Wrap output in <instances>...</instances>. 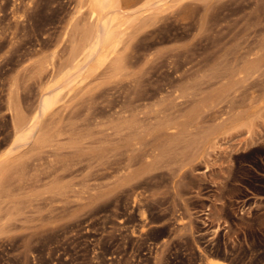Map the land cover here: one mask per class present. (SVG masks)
<instances>
[{"label":"rangeland","instance_id":"rangeland-1","mask_svg":"<svg viewBox=\"0 0 264 264\" xmlns=\"http://www.w3.org/2000/svg\"><path fill=\"white\" fill-rule=\"evenodd\" d=\"M93 1L0 0V264H264V0H119L67 77Z\"/></svg>","mask_w":264,"mask_h":264},{"label":"bare ground","instance_id":"bare-ground-1","mask_svg":"<svg viewBox=\"0 0 264 264\" xmlns=\"http://www.w3.org/2000/svg\"><path fill=\"white\" fill-rule=\"evenodd\" d=\"M94 1H95V5H94L92 11H90V13L92 12L94 15L99 17L101 21L99 20L100 23L98 22L99 24L96 27H93L90 30H88V32H86L84 37L81 36V40L76 41L74 43L72 42V47H71V49H69L70 56H71V63H69V66L66 65L65 68L61 69L62 75L66 74V76H67V74H75L77 71H79L80 69H83L86 65H88V63L91 60L93 61V59H94V61H95L96 56L97 57L99 56L103 47H105V44L107 43V41H109L111 38H113L114 34L115 35L117 34L116 32L118 29L116 30V27H118L120 24H123L126 21L127 17H125V14H123V12H122L123 10L121 9L122 6L120 5L119 0H94ZM94 1H93V3H94ZM160 1H166V0H155V2H160ZM156 8H158L157 4H156ZM97 17H96V20H97ZM95 22H94V24H95ZM127 23H129L128 19H127ZM117 37H116V40H117ZM119 39H120V37H119ZM114 46H116V45H114ZM109 50H110V48H109ZM104 55L106 57V53ZM101 56L102 55H100V57ZM90 63H92V62H90ZM83 74H84V72H83ZM69 77H70V75H69ZM42 95H43V93H42ZM43 96H44L43 103H41V104L43 106V109L45 110V109L49 108L50 106H52L53 102L55 101V94H52V90H51V91H48L47 93H45V95H43ZM14 120H15V118H14ZM15 121L16 122H15L14 126L16 125L15 126L16 127L15 128L16 129V135H15L14 141L16 143L23 144L28 138L29 139L31 138L29 136L30 130L28 133L27 129L25 128V125H23V123H22L23 121H21V116H18ZM29 128L31 129V127H28V129ZM12 149H13V147H12ZM0 155L4 156V155H6V152H5V154H0ZM7 156H8V154H7ZM2 160H3V158L0 157V161H1L0 162V174H1V168H2ZM4 161L5 160H3V162ZM2 170H3V168H2ZM205 212L207 213V211H205ZM210 262H211V264H229V262L226 259L221 258V257H216V256H211Z\"/></svg>","mask_w":264,"mask_h":264},{"label":"crops","instance_id":"crops-1","mask_svg":"<svg viewBox=\"0 0 264 264\" xmlns=\"http://www.w3.org/2000/svg\"><path fill=\"white\" fill-rule=\"evenodd\" d=\"M207 216V215H206Z\"/></svg>","mask_w":264,"mask_h":264}]
</instances>
